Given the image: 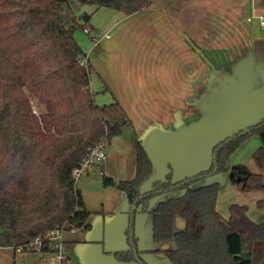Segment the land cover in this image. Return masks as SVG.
I'll return each mask as SVG.
<instances>
[{"label": "trees", "instance_id": "16d2710c", "mask_svg": "<svg viewBox=\"0 0 264 264\" xmlns=\"http://www.w3.org/2000/svg\"><path fill=\"white\" fill-rule=\"evenodd\" d=\"M153 1L0 0V248L13 249V264L27 252L20 247L52 228H90L92 213L73 173L92 149L107 146L132 124L118 100L104 106L95 102V69L82 65L86 54L75 39L76 30L86 25L77 17L78 7H107L130 16ZM252 136L260 140L253 161L263 171L264 118L216 144L207 170L181 181L170 172L145 192L155 167L134 139V178L115 182L104 176V187L122 192L129 205L128 248L111 253L116 261L147 264L137 247L135 220L150 213L154 241L175 244L174 250L157 251L172 264H254L257 256L264 264V223H255L249 208L239 204L224 219L217 209L219 184L194 187L227 171L230 157ZM231 176L242 190L264 192L262 173L234 168ZM176 191L183 194L150 210L154 199ZM257 207L264 210V200ZM177 216L185 221L184 231L174 229ZM43 253H51L48 246Z\"/></svg>", "mask_w": 264, "mask_h": 264}, {"label": "crops", "instance_id": "0c3cea01", "mask_svg": "<svg viewBox=\"0 0 264 264\" xmlns=\"http://www.w3.org/2000/svg\"><path fill=\"white\" fill-rule=\"evenodd\" d=\"M262 16L264 0H154L145 10L121 18L97 42L93 50L96 55L89 57L87 64L94 67L102 81L96 84L91 79L92 91L104 94L101 97L104 102L108 100L106 97L112 102L118 100L132 121L123 132L127 134L130 152L118 155L107 151V144L106 160L87 175L99 172L115 182L133 179L136 173L133 142L138 139L155 167V176L143 187V192L153 182L165 180L170 172L175 181H181L211 166L213 148L221 140L260 122L264 118ZM130 21L140 24V29L134 32V41L127 39L122 43L129 32L119 28ZM114 155L119 160L117 165L111 160ZM229 168L247 173L242 163ZM254 173L264 176V170ZM231 183L237 185L233 178ZM209 184L212 183L194 187ZM105 189L107 195L112 194L124 204L122 223L127 228L129 205L125 195L115 187ZM255 192L257 204L264 200V192ZM182 194L159 200L164 198L161 195L150 203V210ZM84 202L92 213L85 199ZM259 211L257 218H250L261 224L264 210ZM221 216L226 220L230 217ZM88 223L90 228L81 229L82 234L80 229L66 233L74 264H86L82 256L86 243H102L85 239L83 231L92 229L89 220ZM144 223L145 218L138 215V234ZM174 229L185 230L179 226ZM127 248L104 251L106 257L99 259L106 264H131L119 263L110 255ZM174 249L175 244L149 251ZM13 262V249L0 248V264Z\"/></svg>", "mask_w": 264, "mask_h": 264}, {"label": "rangeland", "instance_id": "374dc122", "mask_svg": "<svg viewBox=\"0 0 264 264\" xmlns=\"http://www.w3.org/2000/svg\"><path fill=\"white\" fill-rule=\"evenodd\" d=\"M87 15L90 16V20L88 22L89 24L85 23L83 18ZM124 16L125 14L121 11L107 7H95L93 5H83L78 7L77 17L81 21V24H87L84 26V28H91L92 31L91 34H87L84 32V29L81 28L77 29L75 32V39L86 54V57L84 58V61L86 63L89 57L90 59H92V57L96 55L95 53H93V50L95 46H97V42L103 37L106 32L114 29L118 25L120 19L124 18ZM119 29L121 31L125 30L129 32L128 36L126 35V37L122 35V37H125V39L121 41L122 43L127 42V39H131L132 41H134V32H136L137 29H140V24L136 23L135 21H130L129 23H124L123 26ZM91 79L96 84H101L102 82L95 71L91 74ZM93 93L94 98H97V105L104 106L111 104L112 100H109L110 97H106L108 100L107 102H104V100L101 99L104 94H98L97 90H95V92L93 91ZM246 144H249V146L246 147ZM129 147L130 146L127 141V134L123 133L122 135L114 137L112 139V141L108 144L107 151L116 152V154L124 156L125 154L130 152ZM259 147V137H250L241 146V148L230 157L228 161L227 171L221 172L211 178L202 180L195 184L198 185L201 183L207 184L216 181L219 182L217 207L220 213L227 218L230 215V205L234 203L247 205L249 208V216L251 218H257V216L260 214L257 204L254 202V199L257 196L256 192L245 191L242 190V188H239L237 185H232L231 169L229 168L233 165L242 163L246 166L245 172H257L258 168L253 161V154L259 149ZM116 156L117 155H114V157L111 156V160L117 165L119 163V160L118 158H115ZM77 185L81 189L84 199L87 202L88 207L92 211L89 219V222L92 224V229L89 231H83L84 236L87 237L85 239L91 241H102V243L99 244L86 243L82 256L84 257L86 264H89V261L92 262L91 264H106V261H103V263L99 259L100 257H102L104 260V258L106 257L107 253H105L104 251L117 250L128 247L127 237L125 235L126 226H124V224L122 223V220H124V215L122 214L124 204H122L121 200L114 197L112 194L109 193V195H107L108 192L104 187V176L99 172H96L95 174L93 173L90 176H82L80 181L77 182ZM179 193L183 192L176 191L163 194L164 198H159V200L167 199L168 197H172L173 195L176 196V194ZM119 194L123 196L122 193ZM156 199H154V201ZM141 215L145 218V223L142 231L138 234L136 231L135 220V233L138 241V249L140 251L146 250L142 255L144 261L147 264H172L164 253L149 251L150 249H154L157 247L170 248L173 247L174 244L155 242L152 233V215L150 213ZM174 226H179L181 227V230H184L185 221L180 216H177L176 219H174ZM79 234H82L81 229L79 230ZM9 253L11 254V252ZM110 255L114 258L112 254ZM71 256L72 261L76 263L75 258L73 257V253ZM43 260V255L38 252H26L18 256L17 264H40ZM114 260L116 261L115 258ZM131 264L140 263L138 261H134L131 262ZM254 264H260L259 256L255 258Z\"/></svg>", "mask_w": 264, "mask_h": 264}, {"label": "built area", "instance_id": "2783aa9c", "mask_svg": "<svg viewBox=\"0 0 264 264\" xmlns=\"http://www.w3.org/2000/svg\"><path fill=\"white\" fill-rule=\"evenodd\" d=\"M261 22L264 25V16L261 17ZM84 32L91 34L92 31L91 28H84ZM85 63L86 62L83 61L82 65L86 66L87 63ZM106 157L104 145L92 149L91 152L85 156L80 167L74 171L73 176L75 181H80L82 176L87 175L92 168L101 165L106 160ZM76 230L78 229L66 225L52 228L43 236H38L34 240L20 247L18 251L38 252L44 254V248L45 246H48L51 253L44 254L46 257L43 260V264H74L69 255L66 233Z\"/></svg>", "mask_w": 264, "mask_h": 264}, {"label": "water", "instance_id": "95a60500", "mask_svg": "<svg viewBox=\"0 0 264 264\" xmlns=\"http://www.w3.org/2000/svg\"><path fill=\"white\" fill-rule=\"evenodd\" d=\"M247 132H248V130H247Z\"/></svg>", "mask_w": 264, "mask_h": 264}]
</instances>
